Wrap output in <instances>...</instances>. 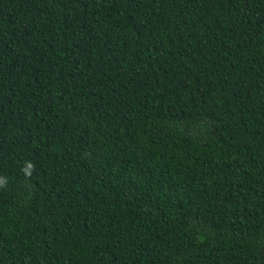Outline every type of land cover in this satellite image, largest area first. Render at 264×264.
I'll return each mask as SVG.
<instances>
[{
	"label": "trees",
	"instance_id": "16d2710c",
	"mask_svg": "<svg viewBox=\"0 0 264 264\" xmlns=\"http://www.w3.org/2000/svg\"><path fill=\"white\" fill-rule=\"evenodd\" d=\"M0 264H264V0H0Z\"/></svg>",
	"mask_w": 264,
	"mask_h": 264
}]
</instances>
